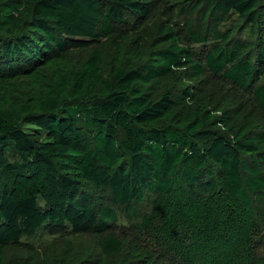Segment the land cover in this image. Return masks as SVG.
<instances>
[{
    "label": "trees",
    "instance_id": "1",
    "mask_svg": "<svg viewBox=\"0 0 264 264\" xmlns=\"http://www.w3.org/2000/svg\"><path fill=\"white\" fill-rule=\"evenodd\" d=\"M262 218L264 0H0V264H264Z\"/></svg>",
    "mask_w": 264,
    "mask_h": 264
},
{
    "label": "rangeland",
    "instance_id": "2",
    "mask_svg": "<svg viewBox=\"0 0 264 264\" xmlns=\"http://www.w3.org/2000/svg\"><path fill=\"white\" fill-rule=\"evenodd\" d=\"M239 21L240 20L237 17V15L234 14L232 15L230 19L229 25L227 24L225 25V27L228 29V26H230V23L240 24ZM182 35L185 36V32H182ZM196 48L197 49L195 50L199 52L200 57H202L203 55L200 53L201 51H198L199 50L198 47ZM88 55H89V52L81 51V52L76 53L75 56L78 60L81 61L83 59H86ZM203 83L205 85H203L202 87L207 88V85H209L210 92L216 94L215 96H224V95L232 94L231 92L228 91L227 88L229 87L227 86L225 81H223V79H221L220 77L212 78L211 76L208 75V77H206V83L205 81ZM191 85L192 83L190 84V86ZM237 95L240 98H243L239 92L237 93ZM243 100H246L245 97L243 98ZM7 157L10 162H17L20 160L19 156L15 153V150L13 149V147H11L8 150ZM39 204L42 207L44 206V203L41 200H39ZM137 209L140 213H143L149 209V203L143 202L140 206H138ZM139 222H140V218L138 217H135L134 219H132L131 217L123 213H119L117 223L113 227V229L116 230L117 233L122 234L121 235L122 238H126L127 240H130V241L133 240V241L139 242L138 244L140 245L141 248H146V249H149L150 251L155 250L157 248V245L154 239H152L149 233H145L139 228ZM50 240H51V237L49 235H46V233L41 232L32 240H23V242L31 243L33 248H35L36 250H41L42 252H45L46 250H51V251L53 250ZM74 242H75V248L80 254H82L83 258L87 257L88 259H99L100 257H102V253L99 250L100 248L97 243V237L95 235L90 234V235L78 236V237H75ZM257 243H258L257 248L258 247L263 248L261 251H258L259 254H264V218H262L261 220L260 234L258 236ZM162 259H160L161 262L160 260H158L159 264H172L173 263L168 258H162Z\"/></svg>",
    "mask_w": 264,
    "mask_h": 264
}]
</instances>
